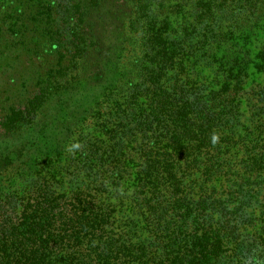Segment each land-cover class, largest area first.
Masks as SVG:
<instances>
[{"label":"trees","instance_id":"trees-1","mask_svg":"<svg viewBox=\"0 0 264 264\" xmlns=\"http://www.w3.org/2000/svg\"><path fill=\"white\" fill-rule=\"evenodd\" d=\"M106 1L51 0L57 73L9 106L6 132L32 128L47 92L78 75L80 25ZM120 3L126 84L94 111L98 136L0 196V264H264V0Z\"/></svg>","mask_w":264,"mask_h":264},{"label":"rangeland","instance_id":"rangeland-1","mask_svg":"<svg viewBox=\"0 0 264 264\" xmlns=\"http://www.w3.org/2000/svg\"><path fill=\"white\" fill-rule=\"evenodd\" d=\"M121 1L107 0L103 6L89 9L79 35L91 43L90 51H85L78 75L71 76L64 90L47 92L32 128L8 133L1 122L9 106L22 105L57 73L56 57L46 40L54 18L48 21L46 10L54 6L51 0H0V162L2 157L17 159L3 169L0 163V196L22 193L34 169L44 167L49 162L42 164L44 158L53 156L62 144L66 152L74 145L80 151L89 137L99 135L93 113L104 103L106 91L112 94L118 85L126 84L122 72L129 57H123L134 52V46L128 44V10ZM256 68L257 61L248 67L247 83L261 81Z\"/></svg>","mask_w":264,"mask_h":264},{"label":"clouds","instance_id":"clouds-1","mask_svg":"<svg viewBox=\"0 0 264 264\" xmlns=\"http://www.w3.org/2000/svg\"><path fill=\"white\" fill-rule=\"evenodd\" d=\"M215 140V138H213Z\"/></svg>","mask_w":264,"mask_h":264}]
</instances>
